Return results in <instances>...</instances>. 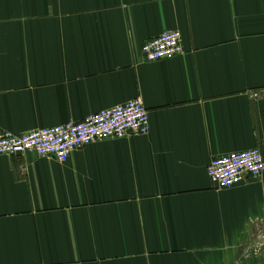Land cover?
<instances>
[{"label":"crops","instance_id":"crops-1","mask_svg":"<svg viewBox=\"0 0 264 264\" xmlns=\"http://www.w3.org/2000/svg\"><path fill=\"white\" fill-rule=\"evenodd\" d=\"M168 31L183 54L144 61ZM131 100L146 135L0 156V264H264V173L206 172L264 157V0H0V133Z\"/></svg>","mask_w":264,"mask_h":264},{"label":"built area","instance_id":"built-area-1","mask_svg":"<svg viewBox=\"0 0 264 264\" xmlns=\"http://www.w3.org/2000/svg\"><path fill=\"white\" fill-rule=\"evenodd\" d=\"M180 39L178 32H164L141 47V57L146 62H155L180 56L183 54ZM148 130L147 109L140 100H131L101 110L80 122L70 121L24 135L0 133V156L33 153L38 157L65 163L72 152L93 142L146 135ZM206 172L211 185L228 189L240 184L246 177H261L264 173V157L258 148L228 153L211 159Z\"/></svg>","mask_w":264,"mask_h":264}]
</instances>
